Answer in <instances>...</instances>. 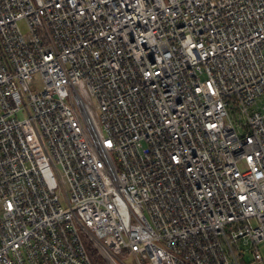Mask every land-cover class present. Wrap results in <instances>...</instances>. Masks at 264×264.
I'll use <instances>...</instances> for the list:
<instances>
[{
  "label": "built area",
  "instance_id": "obj_1",
  "mask_svg": "<svg viewBox=\"0 0 264 264\" xmlns=\"http://www.w3.org/2000/svg\"><path fill=\"white\" fill-rule=\"evenodd\" d=\"M262 243L264 0H0V264Z\"/></svg>",
  "mask_w": 264,
  "mask_h": 264
},
{
  "label": "rangeland",
  "instance_id": "obj_2",
  "mask_svg": "<svg viewBox=\"0 0 264 264\" xmlns=\"http://www.w3.org/2000/svg\"><path fill=\"white\" fill-rule=\"evenodd\" d=\"M20 29L23 31V33L27 34V27H26V25H25L24 22H21L20 23ZM37 80H39V85L37 86V88L39 90H41V88H42V82L40 80V76H38ZM19 118H23V117L22 116H19ZM259 249H260L261 255H262L263 259H264V243L259 244ZM122 258L125 259L126 258V255L122 256ZM247 260H250V257L249 256L247 257ZM126 261H127V264H134V260L133 259H130V260L128 259Z\"/></svg>",
  "mask_w": 264,
  "mask_h": 264
},
{
  "label": "trees",
  "instance_id": "obj_3",
  "mask_svg": "<svg viewBox=\"0 0 264 264\" xmlns=\"http://www.w3.org/2000/svg\"><path fill=\"white\" fill-rule=\"evenodd\" d=\"M87 248L93 264H107L91 244H87Z\"/></svg>",
  "mask_w": 264,
  "mask_h": 264
}]
</instances>
